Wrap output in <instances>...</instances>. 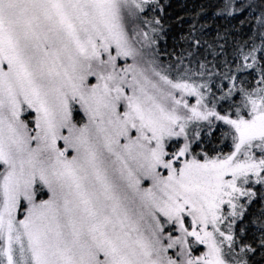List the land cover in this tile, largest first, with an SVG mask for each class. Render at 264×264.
Returning a JSON list of instances; mask_svg holds the SVG:
<instances>
[{
  "label": "snow or ice",
  "instance_id": "6c2138e0",
  "mask_svg": "<svg viewBox=\"0 0 264 264\" xmlns=\"http://www.w3.org/2000/svg\"><path fill=\"white\" fill-rule=\"evenodd\" d=\"M0 0V264H264V0Z\"/></svg>",
  "mask_w": 264,
  "mask_h": 264
},
{
  "label": "trees",
  "instance_id": "16d2710c",
  "mask_svg": "<svg viewBox=\"0 0 264 264\" xmlns=\"http://www.w3.org/2000/svg\"><path fill=\"white\" fill-rule=\"evenodd\" d=\"M185 1H183V0H173V3L175 4V5H177V10H179V5L180 4H182V3H184Z\"/></svg>",
  "mask_w": 264,
  "mask_h": 264
},
{
  "label": "rangeland",
  "instance_id": "374dc122",
  "mask_svg": "<svg viewBox=\"0 0 264 264\" xmlns=\"http://www.w3.org/2000/svg\"><path fill=\"white\" fill-rule=\"evenodd\" d=\"M183 1H185V0H183Z\"/></svg>",
  "mask_w": 264,
  "mask_h": 264
}]
</instances>
